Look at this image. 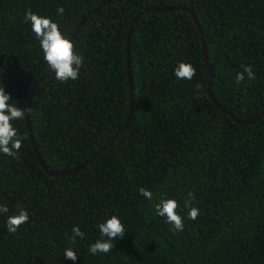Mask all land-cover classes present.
Instances as JSON below:
<instances>
[{
	"label": "trees",
	"instance_id": "obj_1",
	"mask_svg": "<svg viewBox=\"0 0 264 264\" xmlns=\"http://www.w3.org/2000/svg\"><path fill=\"white\" fill-rule=\"evenodd\" d=\"M101 1L0 0V87L10 104L23 109L48 67L25 12L50 18L68 38ZM150 7L178 8L141 13L126 44L131 18ZM186 9L200 27L208 78ZM71 42L84 57L78 79L61 83L50 69L27 99V124L12 121L22 137L19 159L0 153V205L9 209L0 213V264H264V113L237 123L206 93L238 120L264 108V0H111ZM126 46L132 106L117 131L127 113ZM181 62L196 69L191 81L175 77ZM241 65H251L255 79L237 86ZM29 131L53 172L79 165L115 136L82 168L51 176ZM189 192L196 220L187 216ZM166 198L179 205L181 232L155 214ZM21 208L29 221L9 233L7 217ZM113 215L124 237L110 252L91 254L93 243L107 239L98 225ZM74 226L85 235L73 243ZM69 248L75 261L64 257Z\"/></svg>",
	"mask_w": 264,
	"mask_h": 264
},
{
	"label": "clouds",
	"instance_id": "obj_2",
	"mask_svg": "<svg viewBox=\"0 0 264 264\" xmlns=\"http://www.w3.org/2000/svg\"><path fill=\"white\" fill-rule=\"evenodd\" d=\"M64 8L59 7L57 14L62 15ZM25 23H31V30L35 34L36 39L40 42V48L43 52V59L49 66L52 72L55 73V79L61 83H66L69 80H77L80 69L84 66V57L74 51L73 43L65 38L57 23L50 18L40 16L33 13L29 8L24 14ZM243 71L238 72L234 77V81L239 86L247 77L248 80L255 79V73L251 65H241ZM174 75L178 80H189L196 75V69L188 63L181 62L174 71ZM197 84L196 88L199 89ZM12 100L10 95L0 87V153L14 159H19L17 153L22 147V137L13 127L12 121L22 120L25 118V110L12 105L9 101ZM31 109H27V114ZM139 194L146 200H153V193L148 189L139 188ZM194 199L193 193H188V199L185 201V207L189 208L187 216L191 220H196L199 215V209L191 207ZM178 203L175 199H161L154 204L155 214L165 218V222L171 225L172 232H181L184 230V222L182 217L177 213ZM9 211L6 205H0V213L7 214ZM29 221L27 210L21 208L18 214L10 215L6 220V229L9 233L15 234L21 225ZM98 229L102 236L107 237L106 240H97L93 243L89 251L91 254H104L110 252L114 245L112 243L116 238L122 239L125 235L124 225L121 220L113 215L105 222L98 225ZM85 233L81 231L79 226H74L72 229V241L76 238H84ZM64 257L75 261L77 254L71 248L66 249Z\"/></svg>",
	"mask_w": 264,
	"mask_h": 264
},
{
	"label": "water",
	"instance_id": "obj_3",
	"mask_svg": "<svg viewBox=\"0 0 264 264\" xmlns=\"http://www.w3.org/2000/svg\"><path fill=\"white\" fill-rule=\"evenodd\" d=\"M111 0H102L98 5H96L92 10H90L87 14L83 15L79 21L75 24L72 32L70 33L69 37L67 39H69L70 41L72 40V38L74 37L77 29L80 27V25L83 23L84 19L91 13H93L94 11H96L99 7H101L102 5L106 4L107 2H109ZM178 7H162V8H155V7H150V8H144L143 10H141L140 12L134 14V16L131 18L128 27L126 29V37H125V43L127 44V36L128 33L130 31L131 25L132 23L135 21V19L141 14V13H146V12H150V11H165V10H173V9H177ZM187 10V9H186ZM189 15L191 16V19L193 21V24L198 32L199 35V39H200V43H201V51H202V56H203V62H204V67L206 70V77H209L208 74V67H207V61H206V57H205V50L203 47V40H202V35L200 32V27L196 21L195 16L192 14L191 11L187 10ZM125 69H126V76H127V90H128V102H127V113H126V117L122 123V125L117 129V131H119L129 120L130 118V113H131V106H132V93H131V86H130V78H129V72H128V63H127V46L125 47ZM49 66L40 74V76L31 84V86L29 87L27 94L25 96V100H24V106H23V110H25L26 108V104H27V99L32 91V89L34 88V86L41 81V79L48 73L49 71ZM208 80H207V86H208ZM206 93L208 98L210 99V101L214 104V106L221 111L222 113L226 114L227 116H229L233 121L240 123V124H248L251 123L252 121H254L255 119H257L259 116H261L264 113V108L262 110H260L254 117L250 118V119H246V120H238L235 119L234 117H232V115L230 113H228L224 108L220 107L212 98L210 92H209V88L207 87L206 89ZM25 122L27 124V120H26V112H25ZM27 128L29 130V126L27 125ZM116 131V132H117ZM29 135V140H30V145L32 150L35 153L36 159L39 162V164L41 165L42 169L51 176H62V175H68L80 168H82L85 164H87L91 159H93L101 150L102 148L115 136V133L113 135H111L106 141H104L103 144H101L96 150L93 151V153L86 159L84 160L82 163H80L79 165H76L74 167H71L68 170H63V171H57V172H53L51 170H49L48 168H46L39 160V157L37 156L35 147L32 143V139H31V135H30V131L28 133Z\"/></svg>",
	"mask_w": 264,
	"mask_h": 264
}]
</instances>
